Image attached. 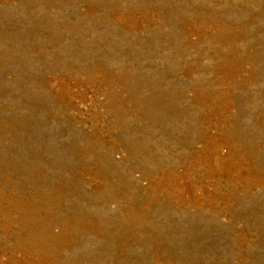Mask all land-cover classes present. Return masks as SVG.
<instances>
[{"label": "rangeland", "instance_id": "374dc122", "mask_svg": "<svg viewBox=\"0 0 264 264\" xmlns=\"http://www.w3.org/2000/svg\"><path fill=\"white\" fill-rule=\"evenodd\" d=\"M0 264H264V0H0Z\"/></svg>", "mask_w": 264, "mask_h": 264}]
</instances>
